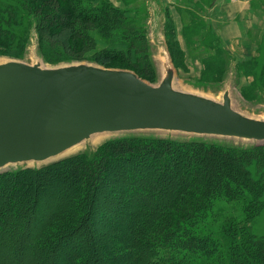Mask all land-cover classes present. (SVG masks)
<instances>
[{"label":"trees","instance_id":"obj_1","mask_svg":"<svg viewBox=\"0 0 264 264\" xmlns=\"http://www.w3.org/2000/svg\"><path fill=\"white\" fill-rule=\"evenodd\" d=\"M66 1L67 9L61 6V0H14L0 4V42L12 40L13 26L22 15L32 14L36 20L39 50L45 61L52 62L55 57L63 55L65 58H84V54L92 51L90 59L106 68H115L108 66L110 63L121 64L140 78L145 77L141 65L147 58L146 41L138 34L127 13L109 0ZM43 24L49 27L48 34L43 30ZM56 31H62L63 37L55 36ZM71 51L78 52L72 54ZM119 144L129 146L132 151L126 150L122 156H114L112 148L115 150ZM251 148L241 150L200 141L127 137L106 144L95 156L76 155L45 166L42 169L79 161L78 168L72 164L74 172H71L77 175L74 187L77 196L70 204L73 206L71 210L66 207L63 214L48 222L40 233L38 248L50 246L53 258H61L62 264H101V258L95 256L87 260L81 251L76 250L81 245L82 233H74L82 228L79 225L85 216L91 217L90 206L93 204L96 209L100 195L97 190L110 182L106 193L115 204L113 209H108L114 213L109 217L112 221L113 218H121L120 222H113L122 223L125 230L130 231H117L114 243L110 242L111 238L107 239L110 249L104 254V262L264 264V236L258 237L236 222L225 227L219 235H207L200 228L217 196L234 199L246 193L252 205L244 208L248 220L264 207V174L261 172L264 146ZM107 153L110 161L104 163ZM212 156L228 160L216 159L218 168L214 166L215 170L202 168L196 163L197 160H213ZM110 162H115L123 173L126 172V180H118V171L111 173ZM251 164L257 169L254 177L249 172ZM147 165H155V169L145 173ZM163 168L165 171H159ZM42 169L27 170L39 173ZM136 169L142 176L136 174ZM20 171L23 170L2 173L0 178L16 176ZM85 200L90 209L83 213L85 216H80V205ZM86 220L89 221L88 218ZM18 233L16 243L22 241L21 237L29 239L26 226L21 227ZM90 241L95 245L101 240L90 238ZM21 253L26 252L19 251Z\"/></svg>","mask_w":264,"mask_h":264},{"label":"rangeland","instance_id":"obj_2","mask_svg":"<svg viewBox=\"0 0 264 264\" xmlns=\"http://www.w3.org/2000/svg\"><path fill=\"white\" fill-rule=\"evenodd\" d=\"M9 1L14 0H1L0 4L5 5ZM60 4L63 8L67 9L66 0H61ZM116 7L127 13V17L134 23L138 34L142 35L146 41L147 48L145 49L147 58L141 65L145 77H141V79L153 85L160 80L154 67L152 58L153 49L149 40L151 34L150 25L154 15H156L161 20L160 33L169 47L168 50L171 55V62L175 70L177 82L180 83V87L199 95L210 96V98L213 99H216L217 93H219L222 88H228L237 98V100H232L234 109L249 116L254 112L253 115L256 114L254 117L264 119V114L262 115L259 113L264 109V42L259 44L258 54L256 56L249 60L238 61L231 59L220 49L219 43L211 33L207 20L201 10L191 13L192 16L190 20L187 21L186 25L182 28L184 42L180 44L174 40L176 28L167 21V18L156 8L152 0H122L120 5ZM3 19L6 20L7 18L4 17ZM43 30L48 34L49 27L43 24ZM61 32L62 31H56L54 35L63 37ZM32 33L38 38L34 16L32 14L22 15L12 28V40L9 39L6 42H0V58H5L6 60L14 59L22 62L27 61L30 51L34 47L36 49V41ZM91 36L93 39H96L94 33H91ZM98 48L99 50L101 49L100 46H98ZM69 49L71 50L73 48ZM77 52L78 51H71L70 53L77 54ZM92 54L93 52L91 51L90 53L84 54V58L77 59L72 57L65 58L63 55L60 58L55 57L52 62L43 59L39 48L37 55H39V58L42 59L41 62H43L46 67L64 66L82 62L100 65L90 59ZM108 66H115V68L112 69L128 70L124 69L123 67L125 66L121 64L110 63ZM151 133L160 138H147H173L178 141H188L189 138L186 134L182 133L162 131ZM136 134L141 135L139 132H135L133 135ZM121 135L125 136L124 134L93 135L81 144L79 148L63 158L36 166L33 164L20 166V168L23 167L26 170L22 168L24 172L20 171L16 176L0 178V264H62L61 258H53L54 253L49 251L50 246L38 248V244L41 236L40 233L48 225V222L63 214L66 207H69L70 210L73 207L72 205L70 206V204L74 202V196H77L74 190L75 183L77 182V175L76 172L75 174H71L72 171L74 172L72 164H75L78 168L79 161L68 164L62 163L52 168H42L76 155L87 154L91 157V154H94L95 156L102 147L113 140L127 138L119 137ZM142 138L146 137L142 136ZM216 138L217 137H214V139ZM221 139L227 141H219L217 139L216 141L206 142H213L217 145L235 149L252 150L251 147L236 144H245L244 141L239 139ZM252 143L253 142H250V144ZM115 147V150L112 148L114 156H122L123 152L126 150L132 151L127 145L119 144ZM205 153L210 155L214 154L207 152H199L198 154ZM254 156L256 157L257 155ZM261 156V158H264V153H262ZM212 158L213 160H207L208 162L197 160L196 163L202 166V168L207 169L211 167L210 169L215 170V167L218 168L216 159H218V161L225 159L221 156H212ZM104 160H106L104 163L110 161L108 153ZM225 160L227 161L228 159ZM109 165L111 173L114 171L119 172L118 180L127 179L128 176L126 177V172L124 171L123 173L121 170L122 168H119L115 162H110ZM261 168V172L264 174V166ZM27 169L42 170L39 173H30ZM152 169H155V165H147L145 173L152 171ZM104 170L106 171V168ZM255 170L257 171L255 165L251 164L249 166V172L253 177L256 176ZM16 171L19 170L16 168L11 172ZM159 171L163 172L165 169H159ZM135 172L142 176V173H140L138 169H136ZM67 174L69 175L67 176ZM121 174L124 175L121 177ZM149 177H147L148 180ZM109 184L110 182L105 184L104 187L102 184L100 191L97 190L100 195H98L99 199L96 209L93 208V204L90 206L92 212L91 217L83 215L84 212L87 213V210L90 209L88 201L85 200L80 205V216L85 217L79 225L82 228H79L80 230L74 233L75 235L82 233V239L80 240L81 245L78 246L76 250L81 251V254H83V257L87 260H92L95 256L101 258V264H108L103 261L105 259V252H108L110 249L108 248L107 239L111 238L110 242L114 243L113 238L116 233H118L117 231L125 230V226H123L122 223L115 224L113 222H120L121 218H113L112 221L111 217H109L110 215H114V213L109 210L111 208L113 209L115 204L114 199L107 197L106 186ZM249 199L250 197L246 193L242 197L236 196L234 199H228L224 196L215 197V200L212 201L209 216L201 223L200 228L204 230L207 235H219L225 227L236 222L242 224V226L244 225L245 228H249L256 236H264V207L259 213L253 215L252 219L248 220L247 217H245L246 213L244 208L252 207V205L249 204ZM262 199L264 205V197ZM87 218L89 221L86 220ZM22 224L26 226L28 230L27 234L30 236L28 235L29 239L26 240H23L21 237L20 239L22 241L16 243V238L19 239L18 231L23 227ZM126 230L130 231V229ZM90 238L91 240L100 238L101 241L95 242L94 245L93 242L92 244L89 243ZM59 250H61V248ZM19 251H25L26 253L19 254ZM93 252H96V255Z\"/></svg>","mask_w":264,"mask_h":264},{"label":"water","instance_id":"obj_3","mask_svg":"<svg viewBox=\"0 0 264 264\" xmlns=\"http://www.w3.org/2000/svg\"><path fill=\"white\" fill-rule=\"evenodd\" d=\"M160 25L154 15L155 85L97 64L46 67L34 33L36 49L27 61L0 58V174L63 158L98 134L160 138L151 132L162 131L186 134L188 141L233 138L264 146V119L234 109L237 98L228 88L213 99L179 86Z\"/></svg>","mask_w":264,"mask_h":264},{"label":"crops","instance_id":"obj_4","mask_svg":"<svg viewBox=\"0 0 264 264\" xmlns=\"http://www.w3.org/2000/svg\"><path fill=\"white\" fill-rule=\"evenodd\" d=\"M122 0H109L114 6ZM176 28L174 40L184 42L182 28L192 12L201 10L220 49L231 59L249 60L264 42V0H152Z\"/></svg>","mask_w":264,"mask_h":264},{"label":"bare ground","instance_id":"obj_5","mask_svg":"<svg viewBox=\"0 0 264 264\" xmlns=\"http://www.w3.org/2000/svg\"><path fill=\"white\" fill-rule=\"evenodd\" d=\"M79 148V147H78Z\"/></svg>","mask_w":264,"mask_h":264}]
</instances>
